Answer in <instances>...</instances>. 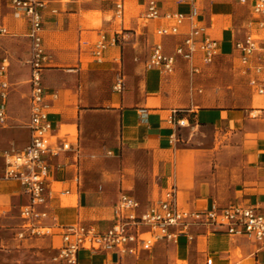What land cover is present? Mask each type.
Returning a JSON list of instances; mask_svg holds the SVG:
<instances>
[{
	"label": "crops",
	"instance_id": "0c3cea01",
	"mask_svg": "<svg viewBox=\"0 0 264 264\" xmlns=\"http://www.w3.org/2000/svg\"><path fill=\"white\" fill-rule=\"evenodd\" d=\"M48 1L43 46L48 14H55L53 5L61 3ZM147 1L136 0L144 8ZM204 2H198L203 24L221 46L220 56L211 64L231 59L233 71L247 83L232 53L233 42L240 40L234 28L236 19L213 15V6L204 7ZM4 5L8 8L5 0ZM159 8L188 12L182 4L171 11H165L164 4ZM153 22L156 28L158 23ZM0 25L6 27L4 18ZM11 25L26 31L23 21L22 28L16 21ZM186 30L183 27L180 36L164 44L161 40L165 53L173 51ZM249 33L252 29L248 27ZM151 48L110 44L96 56V45L44 47L47 61L41 74L52 134L73 145L76 142L80 149L78 158L66 152L54 159L61 166L51 172V186L69 192L52 194L51 213L58 224L83 223L103 231L112 222L113 206L121 192L145 207L172 185L185 209L238 202L258 206L264 214V95L251 90L245 103L237 107L206 105L195 75L208 65L196 57L193 65L198 71L192 73L189 64L179 60L173 74L166 76L146 68ZM19 63L12 60L8 70V120L0 129V227L19 224L23 203L19 183L3 179L5 154L22 150L29 139V65ZM118 81L120 90L115 88ZM64 127H74L75 135ZM71 198L73 203H64ZM192 234V241L181 237L175 244H159L139 256L80 251L77 264H206L208 259L211 264H264V245L247 237L204 229H193ZM57 238H48L51 247Z\"/></svg>",
	"mask_w": 264,
	"mask_h": 264
},
{
	"label": "built area",
	"instance_id": "2783aa9c",
	"mask_svg": "<svg viewBox=\"0 0 264 264\" xmlns=\"http://www.w3.org/2000/svg\"><path fill=\"white\" fill-rule=\"evenodd\" d=\"M11 15L26 24V37L29 52L26 63L29 65V119L27 129L29 139L20 151L12 150L4 156L3 179L16 180L20 185L23 203L19 209V224L14 237L18 240L58 237L53 245L55 259L67 264H77L80 251L91 253H115L119 256H139L149 252L159 244H175L183 237L193 240V229H204L208 233H225L231 236H244L264 245V214L260 207L247 203H232L227 206L212 205L202 210H189L180 206L176 186L168 187L162 197L142 207L133 196L121 192L113 206L111 224L103 231L93 225L75 223L60 225L51 213L50 201L53 193L68 195L51 186V172L61 165L54 159L62 153L72 152L79 157L80 149L75 142L63 136H53L50 120V105L42 84V69L47 61L43 46L44 11L48 0H5ZM69 2L73 0H54ZM249 7L252 23L259 31H264V0H234ZM188 12H162L155 0H148L141 14L144 22L156 21L155 37L147 69H157L163 75L173 74L179 60L190 66L192 73L198 68L193 65L196 57L205 64H211L220 56L219 41L211 38L203 24L198 6L199 0H182ZM124 0H119L118 8ZM55 12V11H53ZM184 37L171 53H165L161 40L181 35ZM8 34L6 27L0 25V36ZM95 55L99 56L105 44L99 42ZM240 72L247 77L250 89L264 95V40L256 39L252 33L232 45ZM254 73L255 76H252ZM262 73V74H261ZM120 90L121 82L115 85ZM10 89L8 63H0V127L7 123V100ZM208 259L206 264H211Z\"/></svg>",
	"mask_w": 264,
	"mask_h": 264
},
{
	"label": "rangeland",
	"instance_id": "374dc122",
	"mask_svg": "<svg viewBox=\"0 0 264 264\" xmlns=\"http://www.w3.org/2000/svg\"><path fill=\"white\" fill-rule=\"evenodd\" d=\"M118 4L119 0H73L54 4L53 8L57 12L48 14L44 47H95L99 42H103L105 47L110 44L119 47L124 44L152 47L156 40L155 26L153 21L144 22L141 19L144 7H140L136 0H126L120 8L117 7ZM162 4L166 7L165 11H171L173 7L179 8L181 4L186 5L182 0H160L158 6L162 7ZM208 6H213V15H228L229 18L236 19L234 28L240 35L238 39L246 36L249 27L254 38L264 40V31H259L255 23L249 26L252 19L248 6L235 5L232 0H205L204 7ZM9 12L2 0L0 21L4 18L8 34L0 36V63L6 60L10 73L12 60L21 61V67L28 66L26 60L30 45L26 31L17 30L11 25L16 21L18 28H22V21L12 19ZM171 39L173 37L164 38L162 43ZM168 46L172 47V43ZM232 67L231 59L224 58L203 66L195 75L198 77L196 88L202 90L206 97L204 104L237 107L245 103L251 89ZM64 129L75 135L74 127ZM73 200L74 198L64 199V203L67 201L65 204H70ZM14 230L15 226L0 227V264H67L55 259L56 252L48 238L18 240L14 238Z\"/></svg>",
	"mask_w": 264,
	"mask_h": 264
}]
</instances>
